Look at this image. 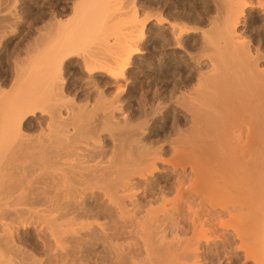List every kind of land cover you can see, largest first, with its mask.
<instances>
[{
    "label": "bare ground",
    "instance_id": "6f19581e",
    "mask_svg": "<svg viewBox=\"0 0 264 264\" xmlns=\"http://www.w3.org/2000/svg\"><path fill=\"white\" fill-rule=\"evenodd\" d=\"M111 1L55 3L50 20L45 18L48 24L43 20L44 26L31 31L29 52L10 64L11 88L0 89V182L11 183L8 189L2 186L8 193L0 189L9 199L0 197L5 198L3 208L19 207L5 205L11 199L24 207L10 208L12 213L21 208L20 216L23 210L28 213L27 223L43 239L49 264H264V0H203L204 9L195 8L188 26L172 17L166 22L157 12L145 17L144 12L150 18L147 33L154 24L161 45L188 57L187 76L169 80L166 66L172 63L165 62L160 70L167 79L160 82L164 90L154 86L153 93L140 92L143 109L156 96L164 102L156 101L157 106L171 111L175 132L168 134L170 129L157 139L147 135L148 121L133 126L122 107V95L131 89L125 77L133 56L142 54L138 43L144 35L137 39L140 33L132 34L136 8L134 17L128 13L132 21L127 29L122 25L125 32L133 27L130 35L111 19L105 20L109 27H102V12L114 6L119 10ZM16 3L8 0L1 12L12 14ZM4 19L0 36L9 28L4 23L11 21ZM111 25L116 30L112 35ZM186 34L194 43L191 50L185 46ZM96 43L100 48H94ZM69 54L80 58L87 77L80 65L75 68L83 74L79 78H89L91 92L65 84L61 66ZM101 74L106 81L98 80ZM110 84L112 93L106 91ZM153 107L150 115L160 111ZM27 115L35 120L24 119ZM1 213L3 220L10 219L5 210ZM1 217L3 249L2 242L14 241L7 230L12 226L13 232L17 225H7ZM5 251L0 264H23L29 253L19 251L24 259L17 252L19 257L14 253L8 260L12 253Z\"/></svg>",
    "mask_w": 264,
    "mask_h": 264
},
{
    "label": "rangeland",
    "instance_id": "374dc122",
    "mask_svg": "<svg viewBox=\"0 0 264 264\" xmlns=\"http://www.w3.org/2000/svg\"><path fill=\"white\" fill-rule=\"evenodd\" d=\"M1 1V0H0ZM17 1V3H16V5H15V9L13 10V12H12V14H13V16H10V15H12V14H10L9 12H8V10L6 11V10H4L3 12H8V13H6L7 14V16L5 17V15H4V13L3 12H1V10H3V9H5V7H7V5L5 6V4H7L8 3V0L6 1V0H2V2H0V3H2V5L4 6V7H2V5L0 4V18L1 19H3V18H5L4 20L6 21V22H8V21H10V23H4V26H6L7 27V25H5V24H8L9 25V28L8 29H5L6 30V32L8 33H4L2 36H0V84L2 85H0V89H4V91H6L8 88H9V90H10V88H11V81H12V75H11V73H12V65H13V60L14 59H16V56H19V55H21V56H19V58L20 57H23L24 55H26L28 52H29V50L31 49H29V46L28 45H26L27 44V42L28 41H30V38H29V36L31 37V35H32V32L31 31H33L34 32V30H36L35 28H38V26H44V25H47L48 24V22L49 21H47V20H50L49 19V14L51 13L50 11V9H54V8H56V4L55 3H57V2H61V0H16ZM63 1V0H62ZM68 1V0H67ZM69 1H71V0H69ZM111 0H109V2H110ZM114 1V0H113ZM145 1H146V3H147V0H118V2H119V4H118V2H117V0L116 1H114L113 2V4H111L112 3V1H111V3H109L110 4V6L112 7V5L114 6V4H116V5H118L117 6V9H119V10H116V6H114L115 8H113L112 7V9H114L115 10V12H114V10L111 12V10H109V12H111V14H116L117 12V16H119L120 15V13L119 12H123V13H121V17L119 16V17H116V15H114L113 14V16L112 15H110V13L108 12H102V16H103V14H105V19H103V17H101L102 19H101V21H102V23L104 22V24H103V26L102 27H104L105 28V26L106 25H108V27L110 26L109 24H111V22H112V25H114L115 27H118L119 25H121V28H120V26L118 27V28H120L121 30L123 29V27L125 26L126 27V29H127V25H129L128 23L129 22H131L132 20H130V19H132V18H129V15H130V17H134V16H132V14L134 13V8H136V14L134 13L133 15H135L137 18H135V20L133 21L134 23H135V21L137 22V23H143V25L144 26H141V24L138 26V24L136 23V29L139 31V30H144V31H142V32H148L147 31V24H148V22H149V19H147V18H144V16L143 15H145V13H147V11H148V13L145 15V17H147L148 15L150 16L151 14H156V12H157V16H158V14H161V17L163 18V20L165 21L166 19V22H171V21H174V23L176 22V23H180L181 25H185V24H187V26H188V24L189 25H192V22H190L189 23V21H187V18H191V17H189V16H191V14H193L194 12V10H195V8H199L200 7V9H204V1L203 0H150V3L147 5L146 3H145ZM158 1V2H157ZM203 1V2H202ZM42 2V3H41ZM108 2V1H107ZM107 2H105V5H106V3ZM3 3H5V4H3ZM137 3V4H136ZM139 3V4H138ZM143 5H142V4ZM145 3V4H144ZM155 3V4H154ZM156 3H158V6H157V4ZM169 3V4H168ZM185 3V4H184ZM55 4V5H54ZM108 4V5H109ZM154 4V5H153ZM159 4H160V6H159ZM54 5V6H53ZM120 5V6H119ZM141 5V6H140ZM145 5H147L146 7H150V5H152V8H151V10H150V8H147V9H149V10H146V8H145ZM158 7V8H160L159 10H158V8L156 7V6ZM174 5H175V7H174ZM204 7H203V6ZM110 6H106V7H108V9H110ZM153 6H155V7H153ZM163 6V7H162ZM49 7V8H48ZM123 7V8H122ZM162 7V8H161ZM121 8V9H120ZM131 8V9H130ZM153 8H154V10H153ZM155 8H156V10H158V11H156L155 10ZM175 8V9H174ZM180 10H179V9ZM196 9V10H199V9ZM130 9V11H127V10H129ZM146 11H145V10ZM171 9V10H170ZM192 9V10H191ZM50 10V11H49ZM69 10V9H68ZM107 10V9H106ZM132 10V11H131ZM172 10H174L173 12H171ZM17 13H16V12ZM48 11V12H47ZM117 11V12H116ZM152 11L153 12H155V13H152ZM179 11V12H178ZM187 11V12H186ZM191 11V12H190ZM201 11V10H200ZM20 12V13H19ZM46 12V13H45ZM68 12V11H67ZM67 12H65V14H67ZM130 12V13H129ZM145 12V13H144ZM182 12V13H181ZM190 12V13H189ZM128 13H129V15H128ZM150 13V14H149ZM179 13V14H178ZM10 14V15H9ZM19 14V15H18ZM68 14H70V13H68ZM108 14V15H107ZM119 14V15H118ZM171 14V15H170ZM184 14V15H183ZM163 15V16H162ZM181 15H183V16H181ZM4 16V17H3ZM8 16H10L9 18H8ZM110 18H109V17ZM142 16V20H145L144 22L143 21H141V17ZM3 17V18H2ZM108 17V18H107ZM111 17H115L116 18V20H115V18H114V20L111 18ZM160 17V16H159ZM170 17V18H169ZM174 19H172V18ZM185 17V18H184ZM6 18H8L7 20H6ZM45 18L47 19V20H45ZM118 18L120 19V21L121 20H123L124 22L122 23H120L119 21H118ZM123 18V19H122ZM128 18V19H127ZM144 18V19H143ZM182 18H184V19H182ZM10 19V20H9ZM13 19V20H12ZM112 21H111V20ZM125 19V20H124ZM137 19V20H136ZM139 19V20H138ZM179 19V20H178ZM28 20H29V22H28ZM46 21V22H44V25L43 24H40L42 21ZM105 20H110L109 22L107 21H105ZM127 20V21H126ZM130 20V21H129ZM183 20V21H182ZM189 20V19H188ZM191 20V19H190ZM55 20H53L52 21V23L54 22ZM116 21H118L117 23H116ZM139 21V22H138ZM147 21V22H146ZM14 24H13V23ZM16 22V23H15ZM56 22V21H55ZM54 22V23H55ZM106 22V23H105ZM132 22V23H133ZM184 22V23H183ZM43 23V22H42ZM45 23H47V24H45ZM109 23V24H108ZM116 23V24H115ZM132 23H130V24H132ZM118 24V25H117ZM126 24V25H125ZM150 24H153L152 22H150ZM53 25V24H52ZM105 25V26H104ZM111 25V27H110V29H111V32L112 33H110L111 35L113 34V28H114V31H116L115 30V27L114 26H112ZM122 25H123V27H122ZM41 26V27H42ZM5 27V28H6ZM41 27H39V28H41ZM142 27L144 28V29H142ZM104 28H101L102 30H104ZM118 28H116L117 30H118ZM133 28V27H132ZM132 28H131V31H132ZM135 28H133V32H135V33H133L132 32V34L133 35H136V34H139V36H134V37H137V39H139L142 35H144V36H142L140 39H141V41H140V39H139V43H138V46L139 47H142V49L140 48V51L142 52V54L141 53H139V54H137V55H134L133 56V58L131 59V65H130V67H129V69H128V73L126 74V77L125 78H127V81H126V86H127V90L129 89V88H131L130 90H128V92L126 93V92H124L123 93V95H122V97H123V99L125 100H123V103H122V107L124 106V110L126 109V111L125 112H127L128 113V115H127V117L129 118H132L130 121H131V123H132V125L133 126H135L134 124H136V123H141L142 121L143 122H145L146 123V121H148V123H146V125H147V127H148V129L147 130H149V132L148 133H150V134H148L147 133V135H151V136H149V138H151V137H154V138H163L164 136H165V133H166V135H167V131H169L170 129L172 130H170L169 132L170 133H168V134H171L172 132H175L174 130H175V128L173 129L172 127H174V124L172 123V114L170 113L171 111H164L165 110V108L163 109L162 107H161V105H163V103L164 102H161V100H159V99H157L156 100V96L155 97H153L152 98V101L154 100V102H152L151 101V103H149L148 104V106H146L145 105V109H143L142 108V103H141V99H142V96L141 95H143V91H144V89L146 90V92L148 91L149 93L150 92H152L153 93V91L152 90H154L155 88H156V86L157 87H160V82L161 81H163V80H167L166 79V77H164L163 76V73L160 71L161 70V68H165L164 66H165V64L166 63H168V62H170V63H168V64H171V65H173V64H175V62H176V64H177V66H178V64L179 65H181V67L180 66H176V64H175V66L173 65V66H166V68H168L167 70L169 71V74H171L170 76H169V80H173V78L175 79V78H177V77H179V75H180V77H181V75L182 76H187V74H188V66L186 65V63L185 62H187L188 61V57H186V56H184V59H182L183 58V56H181V55H179V54H181V53H179V52H175L172 48H170V47H168V46H164V45H161L162 43L160 42L161 40L160 39H158L159 38V36L158 37H156L157 36V33H154V31H153V29H155V27H154V24H153V29H151V32L150 33H141V31L140 32H138V33H136L137 32V30L135 29ZM12 29V30H11ZM107 29V28H106ZM125 29V28H124ZM123 29V30H124ZM9 30V31H8ZM108 31H109V29H107ZM107 30H106V33H107ZM122 30V31H123ZM134 30H136V31H134ZM12 33H11V32ZM127 32H125V30H124V32L127 34V33H129V32H131L130 30H126ZM153 31V32H152ZM123 32V33H124ZM156 32V31H155ZM124 33V34H125ZM31 34V35H30ZM108 34V33H107ZM142 34V35H141ZM150 34V35H149ZM129 35H130V33H129ZM154 35V36H153ZM187 36V34L185 35V37ZM139 37V38H138ZM3 39V40H2ZM28 40V41H27ZM160 40V41H159ZM27 41V42H26ZM154 41V42H153ZM189 41V42H188ZM94 41H92V43H93ZM192 42V40H191V38L189 37V36H187L186 37V44H185V46H186V48H189V50H191L192 49V45L194 44L193 42ZM92 46H94L92 43H91V41L89 42ZM89 43H85V46H86V48L85 49H91L92 50V48H90L91 47V45L89 44ZM89 44V46H87ZM190 45V46H189ZM28 46V47H27ZM97 45V43H96V47H94V48H100V46H98ZM160 46H162V47H160ZM148 49V50H147ZM159 51V52H158ZM182 51V50H181ZM23 52H25V53H23ZM191 52H193V51H191ZM11 53V54H10ZM16 53V54H15ZM18 54V55H17ZM24 54V55H23ZM150 54V55H149ZM175 54H177V55H175ZM15 55V56H14ZM23 55V56H22ZM69 55H70V57H69ZM68 55V59H65L64 60V62H63V64H62V66H61V71L63 72L62 74H64L65 75V77L66 78H64V80H65V84L68 86V84H69V89H70V87H71V89H72V87H79L78 89H76V88H74V89H76L77 91H80V92H85L86 90H89V88H90V83L88 84L87 83V80L89 79H87V80H85L84 79V77L86 78L87 77V73H86V76L85 75H83V74H85L84 73V71L81 69V65H80V63H78V61L80 62V58H78V56H79V54L77 53V55L78 56H75V55H73L72 56V54H69ZM165 55V56H164ZM136 56V57H135ZM15 57V58H14ZM77 57V58H76ZM80 57V56H79ZM10 58V59H9ZM18 58V57H17ZM78 59V60H77ZM134 60V61H133ZM16 61V60H15ZM136 61V62H135ZM179 61V62H178ZM185 61V62H184ZM166 62V63H165ZM10 64H12V65H10ZM141 64H143L144 65V67H147V68H144ZM80 65V66H79ZM141 65V66H140ZM146 65H148V66H146ZM66 67V69H65V67ZM80 68H79V67ZM75 67H78L79 68V70H82V72H83V74H81L80 73V71H77L76 69H78V68H75ZM134 67V68H133ZM137 67V68H136ZM169 67H171L170 69H169ZM173 67V68H172ZM180 67V68H179ZM74 68H75V70H74ZM133 69H134V71H133ZM145 69H147V70H145ZM173 70V72H174V75H173V72H172V70ZM71 70V71H70ZM179 70V71H178ZM139 71H140V73H139ZM148 72V74H146L147 72ZM155 71V72H154ZM130 72V73H129ZM146 72V73H145ZM172 72V73H171ZM179 72V73H178ZM138 73V74H137ZM150 73V74H149ZM13 74V73H12ZM69 74V75H68ZM76 74V75H75ZM79 74H81L80 75V77H82V75L84 76L83 77V79H81V78H79ZM99 74V73H98ZM176 74V75H175ZM63 75V76H64ZM94 75H96V73L94 74ZM94 75H92L94 78H96V76H94ZM129 75V76H128ZM76 76V77H75ZM78 76V77H77ZM100 76V75H99ZM99 76H97V78H98V80L99 81H106L105 79L107 78V77H105V76H103V74H101V76H100V78H101V80L99 79ZM177 76V77H176ZM9 77V78H8ZM72 77H73V79H72ZM89 77V76H88ZM148 77H150V78H148ZM162 77V78H161ZM78 78V79H77ZM129 78V79H128ZM9 79V80H8ZM10 79H11V81H10ZM77 79V80H76ZM82 80V81H79V80ZM103 79V80H102ZM75 80V81H74ZM132 80H133V82H132ZM155 80V81H154ZM7 81V82H6ZM10 81V82H9ZM83 81H84V83H83ZM151 81H152V83H151ZM6 82V83H5ZM73 82V83H72ZM173 82V81H172ZM81 83V84H80ZM148 83H151V84H148ZM11 84V85H10ZM85 84V85H84ZM65 85V86H66ZM81 85V86H80ZM83 85V86H82ZM87 85H89V87H88V89H86L87 87H85V86H87ZM110 85H112V86H110V87H108V88H106V91H108V89H109V91L108 92H110V91H112L114 88V84H110ZM132 85V86H131ZM149 85H151V86H149ZM8 86H10V87H8ZM66 86V87H67ZM128 86H129V88H128ZM137 86V87H136ZM154 86H155V88H154ZM3 87H5V88H3ZM8 87V88H7ZM84 87V88H83ZM134 87V88H133ZM68 88V87H67ZM113 88V89H112ZM151 90V91H149V89ZM82 89V90H81ZM84 89V90H83ZM92 89L93 88H90V90L92 91ZM134 89V90H133ZM137 89V90H136ZM160 91H163L164 90V88H161L160 87ZM9 90H7V91H9ZM76 90H74V91H76ZM89 90V91H90ZM141 90H143L142 91V93H140L141 92ZM166 90V89H165ZM169 90V89H168ZM168 90H167V93H166V91L164 92V95H165V93L168 95ZM90 91V92H91ZM87 92V91H86ZM110 93H112V92H110ZM145 93V92H144ZM81 94V93H80ZM140 96H139V95ZM167 95H165V96H167ZM139 97H140V99H139ZM163 99H167V97L166 98H163ZM156 101H159V104L160 103H162L160 106L158 105L157 106V104H158V102H156ZM163 101V100H162ZM141 103V104H140ZM167 103V102H166ZM127 104V105H126ZM139 104V105H138ZM151 104V105H150ZM154 104V105H153ZM142 105V106H141ZM155 106V107H159L160 109V113L159 112H157V114L155 113V114H151L150 115V113H148V111L150 112V111H152V107H150V106ZM165 105V104H164ZM127 107V108H126ZM140 107V108H139ZM148 108H150V109H148ZM154 108V107H153ZM144 111H143V110ZM128 110V111H127ZM141 110L143 111V112H141ZM147 111V113L150 115V117H148L146 114H145V116H144V113ZM162 111V112H161ZM164 111V112H163ZM167 112V113H166ZM126 113V114H127ZM142 114V115H141ZM166 114V115H165ZM37 115V114H36ZM155 116V117H153V116ZM160 115V116H159ZM162 115V116H161ZM27 116H28V118H27ZM26 116V118H24V119H26V120H30V119H32V120H35L34 118V116L32 117V115H27ZM38 116V115H37ZM36 116V117H37ZM39 116H40V114H39ZM147 116V117H146ZM142 117H144L145 118V121H144V118H142ZM129 118V119H130ZM146 118H147V120H146ZM149 118V119H148ZM141 119V120H140ZM143 119V120H142ZM132 120H133V122H132ZM135 120H137V121H135ZM139 121H141V122H139ZM164 121V122H168V124H166V123H162V122ZM128 122H129V120H128ZM134 122H136V123H134ZM162 123V125L161 124H159V123ZM183 122V121H182ZM130 123V122H129ZM130 123V124H131ZM134 123V124H133ZM156 123H157V125H156ZM164 124H166L167 125V127H166V125L164 126L165 127V130H164V127H163V125ZM173 124V125H172ZM137 125V124H136ZM149 125L151 126V127H149ZM161 125V126H160ZM152 126H155L154 127V129H156V128H158V126H159V128L158 129H160V128H162L163 127V129H160L159 131L158 130H153V128H152ZM151 129V131H150V129ZM153 130V131H152ZM161 130H162V134L160 133L161 132ZM29 130H27V132H28ZM32 130H30L29 132H31ZM155 132V133H154ZM160 133V134H159ZM174 134V133H173ZM172 134V135H173ZM157 136H160V137H157ZM2 182H0V184H1ZM5 182H3L2 184L3 185H1L0 186V189L2 188V186H5L6 187V189H8L7 188V185L6 184H8V186L11 184H9V183H5ZM5 187H3L2 188V190H4L5 189ZM5 189V190H6ZM2 190H0L1 192H0V194H1V196L0 197H2V195H3V197H5V194L6 193H8L7 192V190L3 193V191ZM5 198H7L8 199V196L6 195V197ZM5 198H3V199H5ZM1 199V198H0ZM2 199V200H3ZM1 200V201H2ZM14 200V199H13ZM25 201H27L28 200V198L26 197V199H24ZM23 200V201H24ZM1 201H0V204H1ZM6 201H9V199L8 200H6L5 199V202ZM11 202L10 203H5V205L7 204H11V203H13V204H16V205H18L19 207H23V206H21V204L19 205V202L17 201V202H15L14 203V201H16V200H14V201H12V199L10 200ZM4 204V203H3ZM3 204H1V207H2V210L3 211H1V212H4V210H5V216L9 219V220H7L5 217H3L4 219H6V220H3L2 219V217H1V219L7 224V225H9V223H11V225H14L15 224V226L17 225V228H14V230H13V232H12V226L10 227V230L11 231H9V230H7L9 233L11 232V234L12 233H14V235H13V237L14 236H16L15 238H13L12 237V235H10L9 237L10 238H12V239H14V241L13 240H11V241H13V244H11L12 242L7 238V236L8 235H5L6 234V232L4 233L3 232V234L5 235V237L4 236H2L3 238H7L9 241H8V243H10L9 245L10 246H12L11 247V249L12 248H14L15 247V244H16V247L15 248H19V246H20V248H22V249H18V251L17 252H19V251H26V252H24V253H28V254H26V256H27V258H26V256H25V259L22 257V256H24L25 254L24 253H22V252H19L18 254H20L21 253V258L22 259H24V260H22V263L23 264H25V262L28 264H30L31 262L33 263V264H36V262L39 260V264H45V263H47V264H49L48 262H47V252L44 250V249H46V247L44 246V244L43 243H41V242H43V241H41V240H43L42 238L40 239L39 238V236H37V233H36V236H35V233H33L34 231H33V227L32 226H30V225H32V224H30V223H27V222H29L30 221V218H28V213H26L27 215H24L25 214V211L23 210V212H21V215L22 216H20L18 213L20 212V210L22 211V209L20 208V210H18L19 212H17V211H14V212H16V213H12L13 212V210L16 208V206H10L11 208H14V209H12V212H11V208L9 207V205H8V207L7 206H5L6 207V209L5 208H3ZM12 204V205H13ZM18 207V208H19ZM7 208H9L10 209V211H9V209H7ZM18 208H16V209H18ZM24 208V207H23ZM15 209V210H16ZM0 212V215L2 214ZM11 212V213H10ZM9 213H10V215H9ZM3 214V215H4ZM11 214H15V216L16 215H18L19 216V218H18V216H17V219H13L14 221H12L11 219L14 217V218H16L15 216H13V215H11ZM23 216H25L24 218H26L25 220L22 218ZM12 217V218H11ZM24 220L23 222H22V219ZM19 219H21L20 221H19ZM16 220H18V221H16ZM28 220V221H27ZM2 221V222H3ZM7 221H10V222H7ZM25 221H26V224H25ZM13 222V223H12ZM18 222H20L21 223V225H19V224H17ZM0 223H1V221H0ZM22 224H23V226H22ZM29 224V225H28ZM26 225V226H25ZM15 226H13V227H15ZM19 227V228H18ZM18 230V231H17ZM16 233H18L17 235H16ZM30 235H29V234ZM2 234V235H3ZM8 234V233H7ZM22 234V235H21ZM29 236H32V238H30ZM34 236V237H33ZM38 239H37V238ZM34 238H36V239H34ZM16 239V240H15ZM21 239V240H20ZM28 239H31V240H28ZM32 239H34L35 241L33 242V240ZM40 239V240H39ZM27 241V242H26ZM32 241V243H30V242ZM36 241H38V242H36ZM29 242V243H28ZM36 242V243H35ZM8 243L7 242H2V244L4 245V244H6V245H1L2 247H4L3 249H4V251L6 250L5 249V246H7V250L5 251V252H7L6 253V255L8 254V251H9V254L10 253H12L11 255H7V257L6 258H8V260H9V258L14 254V253H16V254H14V255H16V256H20V255H18L17 254V252H15V248L14 249H10V246H8ZM17 244H20L19 246H17ZM42 244H43V246H44V248H43V246H42ZM28 245V246H27ZM37 246V247H36ZM8 247H9V249H8ZM34 248V249H33ZM3 249H1L0 248V250L1 251H3ZM16 249V250H17ZM39 249V250H38ZM41 249V250H40ZM14 250V251H13ZM0 251V252H1ZM11 251H13V252H11ZM43 252V253H42ZM45 252V253H44ZM4 253V252H3ZM33 255H31V254ZM24 254V255H23ZM30 254V255H29ZM46 254V255H45ZM5 253H4V258H5ZM35 255V256H34ZM44 255V256H43ZM28 256H30V258H28ZM39 256V257H38ZM14 256H12V258H13ZM34 257V258H33ZM35 257H36V259H35ZM47 257V258H46ZM20 258V259H21ZM33 260H32V259ZM27 259H31L32 261H30V262H28L29 260H27ZM38 259V260H37ZM45 259V260H44ZM21 261V260H20ZM23 261H25V262H23ZM35 262V263H34ZM31 263V264H32Z\"/></svg>",
    "mask_w": 264,
    "mask_h": 264
}]
</instances>
